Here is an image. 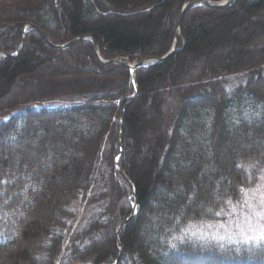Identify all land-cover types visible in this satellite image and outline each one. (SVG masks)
<instances>
[{
    "label": "trees",
    "instance_id": "trees-1",
    "mask_svg": "<svg viewBox=\"0 0 264 264\" xmlns=\"http://www.w3.org/2000/svg\"><path fill=\"white\" fill-rule=\"evenodd\" d=\"M187 1L0 0V264H264V219L198 232L264 174V0L188 10L134 80L86 37L161 57Z\"/></svg>",
    "mask_w": 264,
    "mask_h": 264
},
{
    "label": "rangeland",
    "instance_id": "rangeland-1",
    "mask_svg": "<svg viewBox=\"0 0 264 264\" xmlns=\"http://www.w3.org/2000/svg\"><path fill=\"white\" fill-rule=\"evenodd\" d=\"M103 59V58H102ZM106 60V59H105ZM103 63V62H102ZM48 67H43L44 71L48 70ZM70 72H73V68H68ZM234 80V81H233ZM237 80L231 79L230 85H233ZM119 168V167H118ZM230 217L222 223L213 224H200L201 229L199 233L205 235H219L225 232L238 233L239 236L247 234L250 230H259V217L255 215L258 212H264V174L260 181L244 192L243 196L237 201L236 205H233ZM251 217V224L248 223V218ZM237 234V235H238ZM75 264H88V263H75Z\"/></svg>",
    "mask_w": 264,
    "mask_h": 264
},
{
    "label": "water",
    "instance_id": "water-1",
    "mask_svg": "<svg viewBox=\"0 0 264 264\" xmlns=\"http://www.w3.org/2000/svg\"><path fill=\"white\" fill-rule=\"evenodd\" d=\"M233 1L234 0H221V1L213 2V1H209V0H190V1H187L186 3H184L182 8H181V10H180V12H179L178 18H177L176 31H175V35H174L173 44L170 47V49L168 50V52L166 54H164L163 56H161V57H148V58H143L141 60H138L136 62H129V61H125L123 59H109V60H105V59L101 58V56L99 54V51H98V45L95 42L94 38L91 37V36H86V37L89 38L92 41L93 48H94V50L96 52L97 57L99 58V60L101 62L107 63V64L114 63V64L124 65V66L129 67V69L131 70L132 78L134 80V72H135V70L137 68L142 67V66H149V65H152V64H155V63L163 62L164 60H166L170 55H172L177 50L178 38L180 36L181 22H182L184 14L188 10H190V9L196 7V6H207V7L223 8L225 6L230 5ZM38 32L40 33L41 36L44 37V34H43V32L40 29H38ZM79 39H80L79 37H76V38H73V39L63 43V44H57L55 46L58 47L59 49H65V48H68L71 45L75 44ZM20 46H21V43L19 44L18 49L20 48ZM17 53L18 52L16 51V53L13 54V55H16ZM0 54L3 55V56L7 55L6 53H3V52L0 53ZM121 125H122V123L120 122V127H121ZM133 206H134V208H136L137 203L134 202Z\"/></svg>",
    "mask_w": 264,
    "mask_h": 264
},
{
    "label": "snow or ice",
    "instance_id": "snow-or-ice-1",
    "mask_svg": "<svg viewBox=\"0 0 264 264\" xmlns=\"http://www.w3.org/2000/svg\"><path fill=\"white\" fill-rule=\"evenodd\" d=\"M255 215L258 216L260 219H264V212H258L255 213ZM248 223L251 224V217L248 218ZM248 239H251V237H249ZM256 239L258 241L264 240V232H261L260 236H258Z\"/></svg>",
    "mask_w": 264,
    "mask_h": 264
}]
</instances>
